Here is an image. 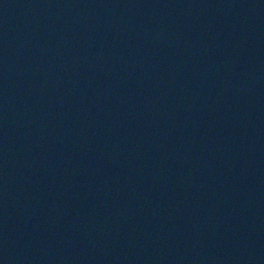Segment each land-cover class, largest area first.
Instances as JSON below:
<instances>
[{
  "label": "water",
  "instance_id": "obj_1",
  "mask_svg": "<svg viewBox=\"0 0 264 264\" xmlns=\"http://www.w3.org/2000/svg\"><path fill=\"white\" fill-rule=\"evenodd\" d=\"M0 264H264V0H0Z\"/></svg>",
  "mask_w": 264,
  "mask_h": 264
}]
</instances>
